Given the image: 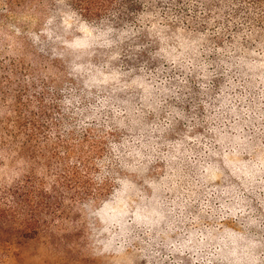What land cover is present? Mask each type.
I'll use <instances>...</instances> for the list:
<instances>
[{
    "label": "clouds",
    "instance_id": "1",
    "mask_svg": "<svg viewBox=\"0 0 264 264\" xmlns=\"http://www.w3.org/2000/svg\"><path fill=\"white\" fill-rule=\"evenodd\" d=\"M0 210L29 264H264V0H0Z\"/></svg>",
    "mask_w": 264,
    "mask_h": 264
},
{
    "label": "trees",
    "instance_id": "2",
    "mask_svg": "<svg viewBox=\"0 0 264 264\" xmlns=\"http://www.w3.org/2000/svg\"><path fill=\"white\" fill-rule=\"evenodd\" d=\"M33 128L37 131L38 126L33 122ZM47 197L41 201L44 204ZM37 235V230L32 223L22 220L15 213L7 210H0V251L8 254L14 244H21Z\"/></svg>",
    "mask_w": 264,
    "mask_h": 264
},
{
    "label": "rangeland",
    "instance_id": "3",
    "mask_svg": "<svg viewBox=\"0 0 264 264\" xmlns=\"http://www.w3.org/2000/svg\"><path fill=\"white\" fill-rule=\"evenodd\" d=\"M73 237L68 236L67 239L70 241ZM31 240L22 242L21 244H14L8 253H11L13 257L19 262V264H29L32 256L31 252ZM65 264H96L95 261L90 258L78 257L73 254L70 250L66 253Z\"/></svg>",
    "mask_w": 264,
    "mask_h": 264
}]
</instances>
